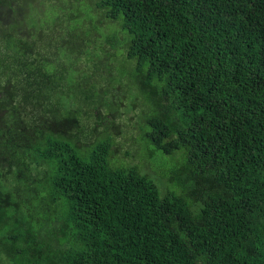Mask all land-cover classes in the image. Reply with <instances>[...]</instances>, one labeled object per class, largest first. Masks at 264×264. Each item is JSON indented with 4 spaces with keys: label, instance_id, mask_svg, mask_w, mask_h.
<instances>
[{
    "label": "trees",
    "instance_id": "16d2710c",
    "mask_svg": "<svg viewBox=\"0 0 264 264\" xmlns=\"http://www.w3.org/2000/svg\"><path fill=\"white\" fill-rule=\"evenodd\" d=\"M0 264H264V0H0Z\"/></svg>",
    "mask_w": 264,
    "mask_h": 264
},
{
    "label": "rangeland",
    "instance_id": "374dc122",
    "mask_svg": "<svg viewBox=\"0 0 264 264\" xmlns=\"http://www.w3.org/2000/svg\"><path fill=\"white\" fill-rule=\"evenodd\" d=\"M87 3V2H86ZM84 3L78 6L77 9H75L74 11L79 13V14H83L86 13L88 10H90V5L89 3ZM94 21V20H93ZM106 23V22H105ZM78 24L81 25L80 26V31L79 34L81 37H84L85 34L86 36H88L90 34V30L91 27L94 28V26H96V23L94 24H90L88 23L84 18H81L78 21ZM86 24V25H85ZM108 25H104L101 24L99 26L98 32L94 33L93 36H91V38H94L92 43L85 46L84 49H89L90 51L94 52V49H98V48H102V50H111L109 46H107L104 43V35L107 33L108 31ZM104 32L103 33L101 32ZM112 31V29H111ZM72 35V33H71ZM73 36V35H72ZM112 39L113 42L116 40L113 31H112ZM115 47H120L119 46V42H115ZM86 56H80L77 59V63L80 65L81 70H84L85 72L89 73V71L85 70L87 65L90 66L92 68V63H88L86 61ZM68 61L65 63L64 67L68 68ZM108 64V63H107ZM111 64L115 67H119V68H126V70L128 71V73L130 74V76L132 77L133 74V69H134V63L130 60H126L124 57L121 60H115L114 62L112 61ZM128 66V67H127ZM105 73V72H104ZM96 78H94L93 80H95ZM97 80V79H96ZM66 85L70 86V83L68 81H66ZM109 86L106 83H104V86ZM72 87V85L70 86ZM128 89H126L123 93H121L122 95L119 97L117 96V110L115 111V118L114 121H111V125L115 124L117 126L118 129V125H119V129H118V133L115 137V143H114V148H113V152H115L113 154V156L118 160V162L124 164V165H137L140 166L141 168H143V170L147 173H151L152 169L149 166V164L147 165L145 163V161L143 160V158L141 157V153H140V147L138 144V140L136 138V129H135V124L138 123V114L139 112H141L142 108L140 107V104L138 103L139 107H134V110H130L128 109L129 107V102L133 101V99L131 98V90L127 91ZM138 102V101H137ZM104 110V109H102ZM107 113L103 112V115H106ZM112 119V118H111ZM140 121L142 122V124H144V116H139ZM110 120V119H109ZM137 121V122H136ZM80 122L84 124V126H86V132H89V126L93 125V121L92 118H89L88 116L86 117L85 115H83V117L80 119ZM118 124V125H117ZM141 124V125H142ZM105 127V126H103ZM101 132V129L97 132H95V135L98 136V134ZM144 148V147H143ZM142 149V147H141ZM143 152V149H142ZM180 156L176 155L175 159L178 160ZM173 158L168 157V156H163L162 160L161 159H155L153 160L154 164L157 167L162 166V168H166V169H172L173 168V163H171ZM171 161V162H169ZM156 180L160 181L161 183L165 184L164 180H161L159 177L154 176ZM167 179V178H165Z\"/></svg>",
    "mask_w": 264,
    "mask_h": 264
}]
</instances>
